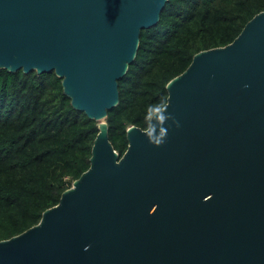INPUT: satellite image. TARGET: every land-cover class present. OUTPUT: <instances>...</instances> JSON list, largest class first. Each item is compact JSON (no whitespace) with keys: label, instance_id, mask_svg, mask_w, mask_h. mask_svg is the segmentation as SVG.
<instances>
[{"label":"water","instance_id":"95a60500","mask_svg":"<svg viewBox=\"0 0 264 264\" xmlns=\"http://www.w3.org/2000/svg\"><path fill=\"white\" fill-rule=\"evenodd\" d=\"M167 0H0V67L54 70L101 120L90 166L0 264H264V9L167 82L122 155L104 118Z\"/></svg>","mask_w":264,"mask_h":264},{"label":"trees","instance_id":"16d2710c","mask_svg":"<svg viewBox=\"0 0 264 264\" xmlns=\"http://www.w3.org/2000/svg\"><path fill=\"white\" fill-rule=\"evenodd\" d=\"M263 9L264 0H167L158 22L141 29L119 101L104 118L119 155L128 127L149 126L166 104L167 82L194 54L231 42ZM98 122L73 106L54 70L0 67V240L36 224L90 166Z\"/></svg>","mask_w":264,"mask_h":264},{"label":"bare ground","instance_id":"6f19581e","mask_svg":"<svg viewBox=\"0 0 264 264\" xmlns=\"http://www.w3.org/2000/svg\"><path fill=\"white\" fill-rule=\"evenodd\" d=\"M99 121H103V119L99 120Z\"/></svg>","mask_w":264,"mask_h":264}]
</instances>
